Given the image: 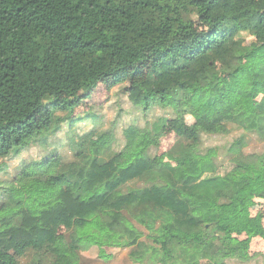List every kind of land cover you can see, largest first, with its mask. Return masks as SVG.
<instances>
[{"label": "trees", "instance_id": "16d2710c", "mask_svg": "<svg viewBox=\"0 0 264 264\" xmlns=\"http://www.w3.org/2000/svg\"><path fill=\"white\" fill-rule=\"evenodd\" d=\"M101 85L146 118L164 113L121 141L118 119L78 133L99 120L74 113ZM167 122L175 141L153 155ZM233 131L244 136L221 174L202 137ZM247 135L264 143V0H0V174L42 153L0 182V264H84L92 249L264 264L244 203L264 191V152L245 153Z\"/></svg>", "mask_w": 264, "mask_h": 264}, {"label": "rangeland", "instance_id": "374dc122", "mask_svg": "<svg viewBox=\"0 0 264 264\" xmlns=\"http://www.w3.org/2000/svg\"><path fill=\"white\" fill-rule=\"evenodd\" d=\"M194 25L200 29L203 26L194 22ZM83 105L75 113V118H82L83 116L93 113L99 116L97 123L92 121H84L77 123L74 129L78 133H87L90 131H105L110 129L115 120H119V127L117 130V138L121 141L122 131L130 125L143 127L148 119L156 117L157 114H163L162 109H157L146 118L141 112H136L130 103L129 98L125 93H122V87L107 89L105 86H100L98 91L90 97H84ZM68 127H66V131ZM244 134L241 131H233L229 136H209L203 135L202 145L204 150L215 149L218 154V163L220 165L219 172L226 173L231 168L228 162V150L232 144L241 139ZM65 136L62 135L57 138L58 143H63ZM246 141L245 153H262L264 152V143L259 141L257 137L247 135L244 137ZM175 141V133L173 131L172 123H165L164 136L161 139V145L158 149H154L152 154H162L170 149ZM116 147H114L115 150ZM42 153L39 150L32 149L25 153L21 158L10 159L6 161L9 167L6 172L0 174V182L9 181L25 164H29L35 159H39ZM0 164L2 161L0 160ZM132 184H130L131 186ZM127 188H123L121 192H126ZM250 207L251 216L253 218V232L250 246L251 253H264V191L247 198L244 201ZM108 254L113 258L107 262L99 258L98 250L92 249L81 254L82 262L84 264H132L128 255V250L108 249ZM17 259L20 260L18 256ZM261 263L260 259H256L251 264ZM25 264V261L24 263Z\"/></svg>", "mask_w": 264, "mask_h": 264}]
</instances>
